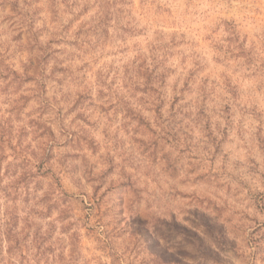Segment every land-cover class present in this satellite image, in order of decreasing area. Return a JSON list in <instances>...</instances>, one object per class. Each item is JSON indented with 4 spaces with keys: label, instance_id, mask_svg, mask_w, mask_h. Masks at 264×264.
<instances>
[{
    "label": "rangeland",
    "instance_id": "374dc122",
    "mask_svg": "<svg viewBox=\"0 0 264 264\" xmlns=\"http://www.w3.org/2000/svg\"><path fill=\"white\" fill-rule=\"evenodd\" d=\"M2 10L0 264H264V0H34L42 91Z\"/></svg>",
    "mask_w": 264,
    "mask_h": 264
},
{
    "label": "trees",
    "instance_id": "16d2710c",
    "mask_svg": "<svg viewBox=\"0 0 264 264\" xmlns=\"http://www.w3.org/2000/svg\"><path fill=\"white\" fill-rule=\"evenodd\" d=\"M33 3L34 0H2L0 1V8L5 13L4 19L7 20L12 30L18 33L15 39L21 41L23 40V36L26 39L27 49L31 56L29 58V65L23 73L25 80H29L37 85L36 91H42L46 88V77H48L45 74L47 62L56 50L52 45L59 40H42L40 30L35 28L38 18L36 17V13L31 10ZM4 66L6 67L5 70L18 76L17 71L10 69L5 64ZM11 128L12 126L8 123V119L3 120L0 116V148L5 142L10 143ZM1 191L5 198L12 200L10 197L11 191L6 188H1ZM63 195L65 198L67 197V193ZM48 197V193H45L41 201L35 204L40 205L39 203H41L39 210L35 206L34 208L31 207L25 217L19 216L14 210L5 209L3 211L0 206V256L5 246L4 244L7 246V252L13 250L21 251L23 246H25L24 241L29 240L33 246L37 248L43 247L47 239V235L45 234H48V232L42 231L41 228L32 230L33 222L31 219L34 215H44L52 211L55 202H51V198ZM65 198L62 200H66ZM56 209L59 210V208ZM59 213L60 218L63 220L72 216L66 209L59 210ZM73 224L74 222H69L66 226L70 227Z\"/></svg>",
    "mask_w": 264,
    "mask_h": 264
}]
</instances>
